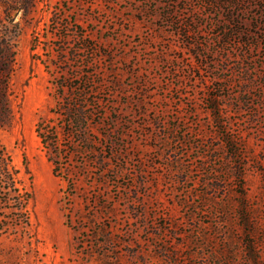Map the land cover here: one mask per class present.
<instances>
[{
    "label": "rangeland",
    "instance_id": "1",
    "mask_svg": "<svg viewBox=\"0 0 264 264\" xmlns=\"http://www.w3.org/2000/svg\"><path fill=\"white\" fill-rule=\"evenodd\" d=\"M8 18L21 31L0 140L33 194L0 264H95L106 241L122 264H254L256 241L264 261V0H37ZM74 75L106 123L98 162L80 172L74 156L66 178L36 127Z\"/></svg>",
    "mask_w": 264,
    "mask_h": 264
},
{
    "label": "trees",
    "instance_id": "2",
    "mask_svg": "<svg viewBox=\"0 0 264 264\" xmlns=\"http://www.w3.org/2000/svg\"><path fill=\"white\" fill-rule=\"evenodd\" d=\"M36 5L37 0H0V128L9 126L13 119L12 77L16 65L15 49L21 31L20 24L15 23V20L8 16H11L15 10L17 14L24 11V15H28ZM2 6H5L6 15L2 11ZM32 50H35L34 46ZM72 78H75V75L57 84L60 96H58L57 105L50 111L55 117H41L36 127L41 144L54 165V173L66 178L71 173H75L74 165L71 163L74 156L84 155L85 161L80 164L82 166L76 167L80 172L83 165L85 166L88 162H98L97 140L93 135V129L99 126L104 127L106 123L105 113L96 106L98 100L89 86L90 77L86 76L84 85L80 87L72 83ZM99 162L104 161L100 159ZM76 178V175L69 178L71 184L75 183ZM32 194V184L28 186L20 176V171L0 140L1 233L18 234L28 231L31 226ZM252 223L254 226L252 233L257 235L260 225L257 221ZM109 243L110 241H106L104 245H97L98 249H102V253L98 263L95 264H122L120 259H110L106 256V253L112 250L107 247ZM259 245V241H256L251 246L254 264H264L257 255Z\"/></svg>",
    "mask_w": 264,
    "mask_h": 264
}]
</instances>
